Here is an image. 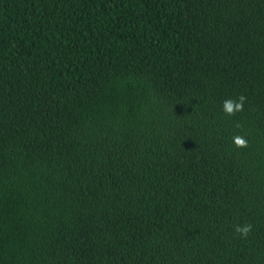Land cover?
Wrapping results in <instances>:
<instances>
[{
    "label": "trees",
    "instance_id": "16d2710c",
    "mask_svg": "<svg viewBox=\"0 0 264 264\" xmlns=\"http://www.w3.org/2000/svg\"><path fill=\"white\" fill-rule=\"evenodd\" d=\"M0 264H264V0H0Z\"/></svg>",
    "mask_w": 264,
    "mask_h": 264
},
{
    "label": "clouds",
    "instance_id": "9594fccd",
    "mask_svg": "<svg viewBox=\"0 0 264 264\" xmlns=\"http://www.w3.org/2000/svg\"><path fill=\"white\" fill-rule=\"evenodd\" d=\"M246 97L244 95H240L236 97L235 99L233 98H226L225 100L222 101V111L228 115V116H234L237 112H241L244 109V103H245ZM240 125L237 124V127ZM233 143L235 147L237 148H246L248 146V141L245 137L241 135H235L232 138ZM234 232L239 234L242 238H246L249 233L252 230V225L251 224H237L233 228Z\"/></svg>",
    "mask_w": 264,
    "mask_h": 264
}]
</instances>
